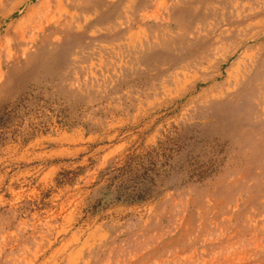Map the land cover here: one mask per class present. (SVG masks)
I'll use <instances>...</instances> for the list:
<instances>
[{
  "label": "rangeland",
  "instance_id": "1",
  "mask_svg": "<svg viewBox=\"0 0 264 264\" xmlns=\"http://www.w3.org/2000/svg\"><path fill=\"white\" fill-rule=\"evenodd\" d=\"M0 26V264H264V0Z\"/></svg>",
  "mask_w": 264,
  "mask_h": 264
},
{
  "label": "crops",
  "instance_id": "2",
  "mask_svg": "<svg viewBox=\"0 0 264 264\" xmlns=\"http://www.w3.org/2000/svg\"><path fill=\"white\" fill-rule=\"evenodd\" d=\"M1 28H2V27L0 26V32H1Z\"/></svg>",
  "mask_w": 264,
  "mask_h": 264
}]
</instances>
